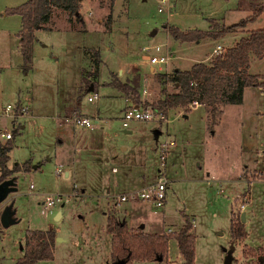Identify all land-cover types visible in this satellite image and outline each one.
<instances>
[{"label": "rangeland", "instance_id": "rangeland-1", "mask_svg": "<svg viewBox=\"0 0 264 264\" xmlns=\"http://www.w3.org/2000/svg\"><path fill=\"white\" fill-rule=\"evenodd\" d=\"M25 1L0 0V131L12 134L8 167L30 166L14 173L17 190L0 203V264H14L21 257L31 230L56 234L54 258L35 264H109L112 236L104 212L112 211L130 231L148 235L178 232L184 214L189 215L195 226V264H224L232 245L234 264H264V91L246 88L243 103L223 106L215 120L208 107L198 104L188 113L170 110L168 121L135 120L125 127L121 119L127 104L146 106L174 93L167 76L175 69L209 62L218 45L224 51L247 30L263 29L264 14L225 37L200 42L176 40L169 27L188 31L237 24L264 0H81L84 21L55 10L46 28L34 31L27 70L17 40L20 16L7 12ZM145 53L171 59L154 72ZM252 62L251 72L264 75V61ZM113 80L126 83V92L108 84ZM79 84L83 95L76 97ZM89 93L99 99L88 102ZM72 99L82 114L99 115L94 128L65 120L64 104ZM7 104L9 112L4 111ZM173 140L164 153V169L162 143ZM162 170L170 179L164 208L119 201V195L154 182ZM48 194L70 200L45 215L41 202ZM6 209L14 218L8 226L2 224ZM232 221L244 223V238L233 241ZM181 260L178 242L171 238L166 259L126 264Z\"/></svg>", "mask_w": 264, "mask_h": 264}, {"label": "trees", "instance_id": "trees-1", "mask_svg": "<svg viewBox=\"0 0 264 264\" xmlns=\"http://www.w3.org/2000/svg\"><path fill=\"white\" fill-rule=\"evenodd\" d=\"M80 6L81 0H27L17 7L8 9L7 12L18 14L21 17V30L18 37L24 70H27L31 63L34 31L43 28L53 9L67 11L70 16L82 22ZM262 14H264V2L255 8L250 17L237 24H225L221 28L217 25V29L210 28L209 30L192 28L184 31L175 26L169 28L176 40L200 42L206 38L225 37L238 27H245L248 22L258 19ZM262 59H264V28L247 30L234 46L216 54L209 62H197L187 70L175 69L172 75L167 76V81L174 84L176 91L155 103L146 102L145 105L168 114L170 110L177 108L188 113L192 110V106L199 104L208 107L215 120L218 114L222 115L223 106L243 103L246 88L261 87L264 89V75L251 72L252 61ZM100 62L101 59L98 57L97 63ZM108 84L126 92V83L113 80ZM17 131L13 128V133ZM12 148L11 139L5 142L0 139V182L11 177L16 178L14 173L21 168L24 171L30 169L27 162L21 167L19 165L8 167L9 153ZM184 217L185 224L178 232L171 235H148L130 231L126 221L112 211L107 215L106 226L107 232L112 236L111 261L166 259L170 239L174 238L178 242L183 258L181 264H195L196 242L192 233L195 226L192 217L187 214H184ZM231 230L233 241L246 236L244 223L241 221H232ZM55 239L56 234L53 230L29 231L24 238L22 255L14 264H35L38 261L52 260Z\"/></svg>", "mask_w": 264, "mask_h": 264}, {"label": "built area", "instance_id": "built-area-1", "mask_svg": "<svg viewBox=\"0 0 264 264\" xmlns=\"http://www.w3.org/2000/svg\"><path fill=\"white\" fill-rule=\"evenodd\" d=\"M165 2V0H163ZM160 11H162V8H160ZM152 47H145V50H150ZM161 47L158 45L156 47V50L159 51ZM215 52L221 53L223 52L222 46L218 45L217 48L215 49ZM143 58L146 60L147 64L154 70V72H159L156 70L157 66H161L165 63H167L170 59L171 56L169 55H151L149 53H145L143 55ZM147 92V91H146ZM87 101L88 102H93L94 100L98 99L99 96L97 93H89L87 94ZM199 105V104H198ZM12 110V106L10 104H7L4 108L5 112H9ZM100 117L98 114H93L91 116L86 115V114H77L73 115L71 117H65V120L70 122L76 127H83V128H89L92 129L94 128L95 124L98 123ZM122 121L123 125L126 127L128 125V122L130 121H159V120H167V116L165 113L162 111H158L152 107L144 106L142 104H135V103H130L127 104L125 107V110L123 112L122 116ZM1 137L4 139L8 140L12 138V134L8 131H5L4 133L0 134ZM175 142L173 141H166L165 143H162L163 147V152H162V159L163 163L162 165L164 166L163 168L165 169V152L169 148V144L173 145ZM61 172V168L58 167L56 169V173L59 174ZM30 187L32 188L33 185L31 184ZM170 188V179L167 177L165 174V170H162L159 172V175L157 179L149 183L148 185L141 187L136 190L129 191L128 193H124L122 195L118 196V199L120 202L122 201H135V200H141L145 201L147 203H150L154 205L156 208H164L167 203V198H168V190ZM69 198L62 199L60 196H54L51 194L45 195L42 199L41 205L42 209L41 212L45 215L51 212L52 208L55 207L56 204L64 203L69 201ZM246 206V204L243 205V208Z\"/></svg>", "mask_w": 264, "mask_h": 264}, {"label": "water", "instance_id": "water-1", "mask_svg": "<svg viewBox=\"0 0 264 264\" xmlns=\"http://www.w3.org/2000/svg\"><path fill=\"white\" fill-rule=\"evenodd\" d=\"M164 26H166V25H164ZM153 33L156 34L157 30H154ZM15 180H16L15 177H11V178L5 179V180L0 182V203L2 201H4L10 193L15 192L17 190ZM60 213L61 212L59 211L57 213V216ZM246 220H247L246 219V212H243L242 213V221L246 222ZM13 221H14V218H13L12 212L9 209L4 210V212L2 213V224L4 226H8V225L12 224ZM234 251H235L234 245H232L229 249H226V257H225L224 264H234L233 263ZM160 259H162V258H160ZM109 264H126V260L125 259H119V260H116V261L111 262Z\"/></svg>", "mask_w": 264, "mask_h": 264}, {"label": "crops", "instance_id": "crops-1", "mask_svg": "<svg viewBox=\"0 0 264 264\" xmlns=\"http://www.w3.org/2000/svg\"><path fill=\"white\" fill-rule=\"evenodd\" d=\"M26 2V1H25ZM55 10H60V9H53V11H52V13L55 11ZM80 10H81V6H80ZM20 19H21V17H20ZM83 21H84V19H83ZM46 23V22H45ZM45 23H44V25H43V28H46V25H45ZM21 30V29H20ZM17 40H18V46H19V49H20V43H19V37H18V34H17ZM32 54H33V45H32ZM22 55V54H21ZM262 61H264V59H262V60H257V62H262ZM252 65H253V62H252V64H251V67H252ZM84 67H82L81 68V71H82V69H83ZM190 69V68H189ZM84 70V69H83ZM183 70V69H182ZM81 76H82V74H81ZM82 78V77H81ZM79 86H80V84L77 86V88L74 90V96H76V97H80V96H82L83 95V93H82V91H81V88H79ZM92 86H90V88L87 90V91H89V90H94V85H93V87L91 88ZM258 89H260V90H262V91H264V89L263 88H261V87H257ZM81 92V94H80V92ZM121 93H122V91H120ZM245 92V91H244ZM80 94V95H79ZM123 94V93H122ZM99 99V98H98ZM200 106V105H199ZM16 108H18L19 110H22L23 112L22 113H25V112H27L28 111V109L26 108V107H20V106H16ZM70 112V114H67V113H69ZM76 112H78V113H82V111H81V108H80V105H79V103H78V101L77 100H74V99H72V100H70V101H66L65 102V104H64V114L66 115H71V114H73V113H75L76 114ZM19 115H21V114H19ZM64 115V117H66ZM14 117H15V115H14ZM18 117V116H17ZM15 119H16V117H15ZM0 134H1V131H0ZM39 166H35L34 168H38ZM113 169V171H116L117 169L115 168V167H113L112 168ZM126 173V172H125ZM65 175H68V172H66L65 173ZM127 178V177H126ZM125 178V179H126ZM123 181V180H122ZM253 181V180H252ZM120 183H123V182H120ZM130 189V188H129ZM82 191L84 192L85 191V189H82ZM242 211H244V212H247V205L244 207V209L242 210ZM104 215H106V218H107V213L106 212H104ZM56 217H57V215H56ZM168 231V230H167ZM172 231V229L171 228H169V232H171ZM110 248H111V244H110ZM182 260H183V258H182ZM182 260H181V262H182ZM181 264V263H180Z\"/></svg>", "mask_w": 264, "mask_h": 264}]
</instances>
